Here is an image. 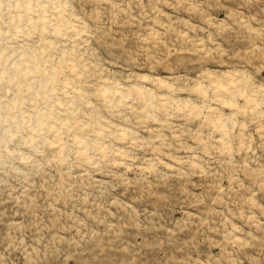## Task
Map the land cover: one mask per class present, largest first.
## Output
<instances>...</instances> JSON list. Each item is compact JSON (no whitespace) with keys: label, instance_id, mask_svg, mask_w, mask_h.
<instances>
[{"label":"rangeland","instance_id":"1","mask_svg":"<svg viewBox=\"0 0 264 264\" xmlns=\"http://www.w3.org/2000/svg\"><path fill=\"white\" fill-rule=\"evenodd\" d=\"M47 1L0 10L43 69L0 84V264H264V0Z\"/></svg>","mask_w":264,"mask_h":264},{"label":"bare ground","instance_id":"2","mask_svg":"<svg viewBox=\"0 0 264 264\" xmlns=\"http://www.w3.org/2000/svg\"><path fill=\"white\" fill-rule=\"evenodd\" d=\"M52 1V0H51ZM47 5L48 4V1L47 0H12V2L10 3H7V1L5 0H0V10H2L3 8H5L6 6H9V7H13V8H17V9H20V10H23L24 13L25 12H35L36 10L39 9L40 10H46L47 8ZM59 6V5H58ZM12 9V8H11ZM46 13V12H45ZM28 14V13H27ZM20 15V14H19ZM19 17V16H17ZM30 17V16H29ZM22 18V17H20ZM27 19V18H26ZM29 19V18H28ZM39 19L42 20L43 23L46 22L45 20V17H40L39 16ZM37 18H35L34 16H32L30 18L29 21H31L32 23H35L37 22V20H39ZM18 20V19H17ZM42 25V24H41ZM46 26V24H44ZM4 33V32H3ZM2 33V34H3ZM21 33V32H19ZM3 36V35H2ZM16 46V45H15ZM1 47V46H0ZM9 48V47H8ZM20 48V47H19ZM7 52V51H6ZM23 52V51H21ZM25 52L23 53H20L19 54H15L16 57L15 59H11L12 62L10 63V65L7 67L6 64H7V60L9 59L8 56L4 55V54H0V84L3 85L2 81L4 82V84L6 85V89H9L11 87H15L12 90L15 91L11 100H10V104H8L9 107H11V105L14 109V106L18 105V102L20 103V93L22 92L21 91V85H23L24 82V78H26L25 80L27 79H30V78H27V77H31V73L35 70H40V71H43L42 67L40 68L38 65H35L34 64V59L32 56H28L26 54H24ZM43 53V52H42ZM31 54V53H30ZM64 56V55H63ZM11 58V57H10ZM63 59V58H62ZM50 60V59H49ZM61 60V59H60ZM9 62V61H8ZM62 62V61H61ZM63 64V63H62ZM8 65V64H7ZM74 69V68H72ZM57 73V72H56ZM48 74V73H47ZM45 74L44 77L42 79H40L37 83V89H36V94L38 95V97L42 98L43 96H46L47 93L46 91H49L48 87H49V80H50V76ZM54 78V77H53ZM31 80V79H30ZM29 81V80H28ZM31 82V81H29ZM27 82L26 84H24L25 86V90L28 91V89H30L31 87V83ZM34 83V82H33ZM13 84V86H12ZM35 86V85H34ZM23 87V89H24ZM51 87V86H50ZM9 89V90H11ZM48 89V90H47ZM51 90V89H50ZM112 90V89H110ZM120 91V90H119ZM118 91V92H119ZM50 92V91H49ZM122 92V91H121ZM120 92V95L121 97H123L122 95H124L125 93H121ZM34 93V92H33ZM107 93H111V91H107ZM106 93V94H107ZM35 95V94H33ZM115 95V94H114ZM36 96V95H35ZM112 96V95H111ZM47 98V97H46ZM108 98H110V95H108ZM113 98V97H112ZM112 101V100H111ZM251 101V100H250ZM253 101V100H252ZM251 101V102H252ZM56 103V102H55ZM58 103V102H57ZM17 107V106H16ZM19 108V107H18ZM54 108V107H53ZM16 109V108H15ZM16 113V112H15ZM45 112H42V111H37L36 115H34V117L31 119L29 118L28 120H30L29 124L32 123V129L35 131V130H42V129H53V125L50 123L51 121H48L50 119V117L52 116L53 113H51V116L48 114H44ZM10 114V113H9ZM10 116V115H9ZM8 116V117H9ZM21 116V115H20ZM50 116V117H49ZM49 117V118H48ZM54 119V118H53ZM3 117H2V113H0V125L2 124V121H3ZM10 120L11 122H13L14 126L12 125L11 123V128H14V129H19V127L23 126L25 123L23 122L22 119H20L18 113L16 114H12L10 116ZM26 121V120H25ZM24 123V124H23ZM2 126H0V145H5L8 140H9V137L10 135L12 134V130L11 129H1ZM45 131V130H44ZM13 136V135H12ZM11 136V137H12ZM14 138V137H13ZM33 140L35 141V139L33 138ZM32 140V142H33ZM39 141V140H38ZM31 142V141H30ZM34 143V142H33ZM2 147V146H1Z\"/></svg>","mask_w":264,"mask_h":264}]
</instances>
